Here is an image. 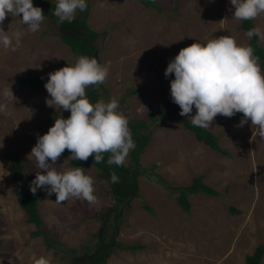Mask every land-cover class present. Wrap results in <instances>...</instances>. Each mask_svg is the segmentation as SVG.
<instances>
[{
    "label": "rangeland",
    "instance_id": "1",
    "mask_svg": "<svg viewBox=\"0 0 264 264\" xmlns=\"http://www.w3.org/2000/svg\"><path fill=\"white\" fill-rule=\"evenodd\" d=\"M234 10L230 0H155L154 8L137 0H87V9L77 10L76 16L83 14L98 32L99 63L109 67L105 81L97 85L100 100L116 99L127 120L150 123L151 139L140 156L146 172L138 177V196L119 204L117 244L104 264H245L246 256L264 245V139L256 127L250 120L239 127L241 113L217 115L206 129L228 152L223 155L199 142L181 115L163 117L159 112H169L174 103V75L165 78L164 70L181 48L222 35L249 46L241 21L231 18ZM253 21L264 31V13ZM3 27L10 35H24L16 51L0 47V104L6 105V112L0 113V264H33V257L41 255L50 257L51 264H86L87 250L93 253L96 244L103 238L109 241L114 232L106 217L111 213L114 218L111 210L118 203L102 172L93 164L82 168L93 179V203L70 197L58 204L55 194L39 189L44 233L38 237L31 236L37 227L27 222L10 172L14 156L26 165L29 187L36 172L43 171L29 156L37 136L56 118L70 115L47 104L44 84L49 72L74 64L80 56L59 39L58 23L51 16H45L34 33L19 16H6ZM258 44L264 48V40L258 38ZM34 75L47 76L35 90L21 82ZM152 111L157 120L148 118ZM195 112L194 107L190 115ZM125 165L131 167L129 154ZM54 166L59 171L75 168L64 156ZM197 175L219 195H190L191 208L183 211L174 187L190 184Z\"/></svg>",
    "mask_w": 264,
    "mask_h": 264
},
{
    "label": "clouds",
    "instance_id": "2",
    "mask_svg": "<svg viewBox=\"0 0 264 264\" xmlns=\"http://www.w3.org/2000/svg\"><path fill=\"white\" fill-rule=\"evenodd\" d=\"M234 6L235 21L254 20L264 13V0H230ZM87 9V0H56L54 15L57 23L72 22L76 12ZM20 17L29 32L39 30L45 14L33 0H0V47L16 51L21 44V31L9 34L3 24L6 16ZM244 35L264 40V31L259 27L247 30ZM109 67L102 66L96 58L80 56L74 64L48 73L44 87L49 94L47 104L67 110L70 115L55 119L46 133L37 136L29 154L35 160L37 171L30 182L33 194L46 189L49 196L55 194L56 203L70 197L96 201L93 179L81 167L59 171L55 162L69 150L72 159L87 161L93 156L95 163L104 160V153H110L109 165H124L135 143L128 126V120L119 111L116 99L107 102H90L86 88L102 84ZM174 75L170 81V97L179 105L181 116L191 117L193 126L208 128L217 115L232 117L242 114L238 126L249 120L264 139V73L254 56L251 46L238 44L230 35H222L206 43L195 41L183 47L172 58L164 70L165 78ZM13 94V93H12ZM195 107L196 112L190 115ZM6 112V105L0 104V113ZM2 147V145H0ZM115 172L111 182L118 183ZM33 264H51V258L41 255L33 257Z\"/></svg>",
    "mask_w": 264,
    "mask_h": 264
},
{
    "label": "trees",
    "instance_id": "3",
    "mask_svg": "<svg viewBox=\"0 0 264 264\" xmlns=\"http://www.w3.org/2000/svg\"><path fill=\"white\" fill-rule=\"evenodd\" d=\"M140 3L145 5L147 8L155 7V0H138ZM34 6H39L43 10L45 16H51L55 21L58 18L54 15V9L56 3L53 0H33ZM255 27L253 20L241 21L240 28L246 32L247 30ZM98 32L92 29L88 23L87 19L81 15H77L72 22L65 21L62 24H58V36L59 39L69 47L70 51L76 56H88L93 57V53L97 50V44L95 39ZM249 46L254 50V56L258 57V64L264 73V48L258 44V37L253 36L250 40L248 39ZM47 76H30L22 78L21 82L24 85H28L32 89H38L41 87L46 80ZM86 95L92 103L100 101V95L98 92L97 85H90L86 88ZM159 112L163 117H172L179 115L180 108L179 105L173 103L169 112H166L163 108H159ZM155 117V113L150 112L148 118ZM180 120L184 124L185 128L191 131L195 138L202 142L204 145L210 147L211 149L223 154L228 155V152L222 149L218 143L217 136L206 128H201L198 126H193L191 119L186 116H180ZM128 126L132 135V139L135 143V148L130 150V163L131 167L127 165H109L107 160L110 153H104V160L100 163H95L93 156H90L87 161H80L72 159L69 150L65 149L61 156L70 158V165L74 167L89 168L92 164L95 165L100 172H102L105 180L107 181L111 194L114 200L118 203L117 208L111 210L114 214L111 219V213L106 217L108 224L113 223L114 232L109 241L103 238L96 244V251L89 253L87 250V261L86 264H104L106 258L110 255L112 249L116 246V235L119 232V218L121 217L120 205L123 201H127L129 204L134 198L138 196V177L146 172L145 169H141L140 166V156L148 146L150 142L151 134L148 131L150 126L149 122H146L143 118H131L128 120ZM25 163L18 157L14 156L11 158L10 162V172L12 179L16 182L18 187L17 201L20 207L27 215V222L34 224L37 229L31 233L32 237L41 236L44 233L42 226V218L37 208L38 198L41 195V190H37L35 194L32 193L30 187L27 184V178L25 174ZM115 172L117 176L120 177L118 183L111 182V175ZM203 177L197 175L193 177L192 182L184 186H175L176 191L179 195L176 197L177 203L183 209V211H189L191 208L188 198L197 192L204 193L209 197L218 196L219 193L214 190L211 186L206 185L202 182ZM144 208L151 211V208L145 204ZM234 210V209H232ZM47 247H52V244L47 240ZM140 249L141 246H136ZM74 251V250H73ZM264 256V245L262 243L258 244L253 251L245 258V264H260Z\"/></svg>",
    "mask_w": 264,
    "mask_h": 264
},
{
    "label": "water",
    "instance_id": "4",
    "mask_svg": "<svg viewBox=\"0 0 264 264\" xmlns=\"http://www.w3.org/2000/svg\"><path fill=\"white\" fill-rule=\"evenodd\" d=\"M93 56H94V58H96L98 60V63H99L98 51L97 50L94 51Z\"/></svg>",
    "mask_w": 264,
    "mask_h": 264
},
{
    "label": "crops",
    "instance_id": "5",
    "mask_svg": "<svg viewBox=\"0 0 264 264\" xmlns=\"http://www.w3.org/2000/svg\"><path fill=\"white\" fill-rule=\"evenodd\" d=\"M138 1V0H137ZM139 2V1H138ZM140 3V2H139ZM95 30V29H94Z\"/></svg>",
    "mask_w": 264,
    "mask_h": 264
}]
</instances>
